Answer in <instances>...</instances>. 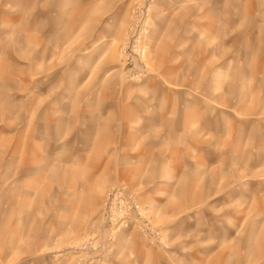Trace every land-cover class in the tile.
Masks as SVG:
<instances>
[{
	"label": "rangeland",
	"instance_id": "rangeland-1",
	"mask_svg": "<svg viewBox=\"0 0 264 264\" xmlns=\"http://www.w3.org/2000/svg\"><path fill=\"white\" fill-rule=\"evenodd\" d=\"M0 264H264V0H0Z\"/></svg>",
	"mask_w": 264,
	"mask_h": 264
}]
</instances>
